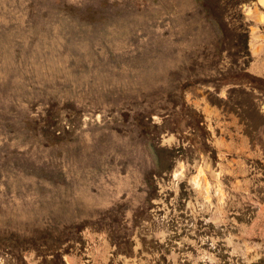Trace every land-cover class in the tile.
I'll list each match as a JSON object with an SVG mask.
<instances>
[{
    "label": "rangeland",
    "instance_id": "obj_1",
    "mask_svg": "<svg viewBox=\"0 0 264 264\" xmlns=\"http://www.w3.org/2000/svg\"><path fill=\"white\" fill-rule=\"evenodd\" d=\"M0 264H264V0H0Z\"/></svg>",
    "mask_w": 264,
    "mask_h": 264
}]
</instances>
